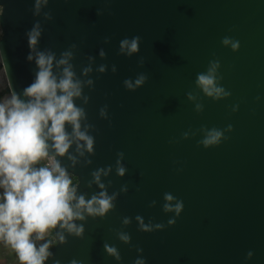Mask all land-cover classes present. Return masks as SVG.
I'll use <instances>...</instances> for the list:
<instances>
[{
	"label": "water",
	"instance_id": "obj_1",
	"mask_svg": "<svg viewBox=\"0 0 264 264\" xmlns=\"http://www.w3.org/2000/svg\"><path fill=\"white\" fill-rule=\"evenodd\" d=\"M0 9L10 92L23 99L35 78L27 33L37 22V51L72 53L94 148L81 156L73 145L75 164L60 159L86 199L114 196L104 215L75 221L83 233L65 231L45 264H264V0H48L38 14L35 0H0ZM137 36L138 51L122 52ZM215 60L230 93L219 99L196 84ZM213 128L223 136L205 146Z\"/></svg>",
	"mask_w": 264,
	"mask_h": 264
},
{
	"label": "clouds",
	"instance_id": "obj_2",
	"mask_svg": "<svg viewBox=\"0 0 264 264\" xmlns=\"http://www.w3.org/2000/svg\"><path fill=\"white\" fill-rule=\"evenodd\" d=\"M47 3L48 0H35L36 13ZM27 35L31 49L28 59H34L37 65L35 78L23 90V99L15 92L0 96V240L14 250L19 264H45L52 255L51 246L57 240H65V231L78 236L83 233V226L75 221L83 220L85 214L104 215L112 207L114 196L102 190L86 199L78 193V180L60 159L67 156L75 164L76 156L70 152L73 145L81 156L94 148V138L81 123L85 111L76 103L82 96V82L69 62L72 53L65 51L57 59L51 51H37L41 36L38 22ZM139 40L138 36L125 38L121 41V51L129 55L138 51ZM222 43L234 50L239 47L237 41L229 38H224ZM218 68L219 61H212L207 71L199 73L196 79L203 93L215 99L230 95L217 82ZM146 79L141 75L136 85H142ZM125 83L129 88L133 86L129 81ZM196 107L199 110L201 105ZM222 136L221 130L213 128L202 143L217 144ZM117 172L124 175L125 168L120 166ZM102 173L107 174L104 169L93 173L101 189L104 188L100 183ZM165 198L173 200L170 194ZM164 207L171 210L169 204ZM181 209L182 203L177 202V214ZM121 239L127 241L129 237L122 234ZM106 250L116 253L112 247L106 246ZM71 264L77 262L73 260ZM136 264L144 261L138 260Z\"/></svg>",
	"mask_w": 264,
	"mask_h": 264
},
{
	"label": "rangeland",
	"instance_id": "obj_3",
	"mask_svg": "<svg viewBox=\"0 0 264 264\" xmlns=\"http://www.w3.org/2000/svg\"><path fill=\"white\" fill-rule=\"evenodd\" d=\"M9 92L7 77L0 63V96H6ZM0 264H19L14 250L10 246L6 247L2 240H0Z\"/></svg>",
	"mask_w": 264,
	"mask_h": 264
},
{
	"label": "built area",
	"instance_id": "obj_4",
	"mask_svg": "<svg viewBox=\"0 0 264 264\" xmlns=\"http://www.w3.org/2000/svg\"><path fill=\"white\" fill-rule=\"evenodd\" d=\"M0 13H1V9H0ZM0 32H1V29H0Z\"/></svg>",
	"mask_w": 264,
	"mask_h": 264
},
{
	"label": "crops",
	"instance_id": "obj_5",
	"mask_svg": "<svg viewBox=\"0 0 264 264\" xmlns=\"http://www.w3.org/2000/svg\"><path fill=\"white\" fill-rule=\"evenodd\" d=\"M74 178H76L75 176H74ZM77 179V178H76Z\"/></svg>",
	"mask_w": 264,
	"mask_h": 264
}]
</instances>
